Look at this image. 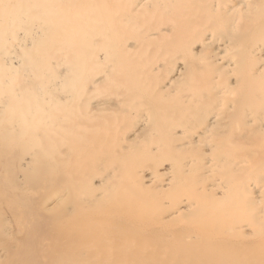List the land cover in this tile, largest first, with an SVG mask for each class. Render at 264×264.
Masks as SVG:
<instances>
[{"label": "bare ground", "instance_id": "obj_1", "mask_svg": "<svg viewBox=\"0 0 264 264\" xmlns=\"http://www.w3.org/2000/svg\"><path fill=\"white\" fill-rule=\"evenodd\" d=\"M199 2L198 5H193L192 0H0V8L6 10L0 17L1 26L3 24L0 29V161L3 160L1 156L9 155V148L16 144L22 147V153L14 167L22 172V180L25 178V172L31 176L33 174L29 170L32 171L34 168L37 170V167L40 169L38 174L42 172L43 176L34 185L36 193L32 192L30 199L35 198L39 191L51 188L54 185L51 180L56 171L68 164L67 155L58 151L64 146L81 144L82 147H78L81 149L76 153L77 159L81 157V151L104 147L105 144H110L114 148L120 147L118 150L138 147L146 148L147 152L156 151L154 148L156 145L153 147L151 141V138L155 139L153 137H159L161 133L157 131L159 128L155 129L156 123L155 127L152 125V121L156 122L153 120L156 112L154 108L151 109L153 111L149 109V104L146 106L148 109L145 106L141 108L137 106V101H141L139 99L142 98L141 94L145 95L147 88L148 91L149 88L153 90L152 85L155 84V89L160 90V93L174 95L176 92L177 94L172 97L174 99L177 95L181 97L180 101H172L171 106L174 108L170 109L172 111L161 107L167 117L171 116L173 120L179 117L178 121L180 118L182 120L189 117L187 121L190 127L196 124V127H192L190 131L192 133L189 136L190 140L184 141V136L189 132L186 131L185 135L180 136L185 132L180 127L186 128L187 123L183 124L186 127L179 126L181 122L178 123L175 119L176 123H173L168 119L172 125L169 121L170 125L164 127L163 132L169 136L170 142L168 139L166 141L164 139V142H169L167 144L173 149L174 157H176L174 151L195 149V153L197 152L196 156L188 155L191 157H186L188 160L178 165L180 172L182 171V175L179 172L178 176L173 170L174 165L178 164L173 159L178 161V157L172 159V155L171 159L174 163L171 159V163H160L159 166H156L159 163H155L154 166L140 163L141 165L128 167L125 171L118 166L112 169L108 176L87 175L67 179V183H72V193H77L76 195L79 196L80 205L67 207L66 202L71 198L70 194L55 192L53 201L40 208L49 216L47 227L44 226L40 232L42 237L50 240L48 243L32 242V234H30L33 229L32 224L22 214L16 215L17 232L22 236L14 239L9 232L2 235L0 264H22L28 257L27 248L34 245L45 249L46 254L42 256L41 262H49V264H264V213H260V209L264 212V170L260 172L263 173L261 176L259 172L255 174L260 176L257 177L258 179L246 175H241L237 179L233 177L236 171L248 172L250 167L252 173H255L253 165L248 166L255 157H251L250 160V155L241 153L245 157H240L239 160V151L236 153L238 149L241 152L247 150L248 153L253 149H244L245 146L234 148L233 145L236 147L235 143L240 144L244 137L253 132L264 134V118L259 117L257 120L250 115L251 119L248 118L247 114L244 117L239 115L242 108L248 107V105L243 107L242 102L247 104L250 100L256 103L254 99L257 96L264 99V86H260L258 82L259 74L264 73V0H201ZM155 18L161 20V23L158 21L160 24L153 27L151 25ZM245 28L250 31L245 34H249L247 36L250 37L254 35L255 38L251 51L244 49L246 52L244 53L252 58L251 64L249 66L246 64L247 59L242 60L246 62L245 64L241 63L247 65L243 66L244 68L241 66V69H248L245 70L248 75L245 71L241 72L238 67L239 75L234 73L230 77L225 74L230 77L229 83L227 80L226 84H221L217 82L222 79L220 76H223L224 72H221L222 74L219 72V79H216L218 81L207 83L213 84L211 89L214 98H218V107L217 101L212 98L215 102L211 100V103L216 107L209 103L211 105L208 104L209 107L214 110H209V113L202 110L203 114L206 112L208 114L198 119L195 113L201 112L200 108L209 107L208 105L207 108L201 107L207 95L204 96L202 92L204 89L197 85L204 83L200 80L205 79L203 75H208L204 72L210 70L199 71L203 73V77H200L201 73H197L200 78L196 79L198 81L195 85L193 67L211 65L217 67L219 71L228 69L235 72L237 65H240L237 58H240L243 49L240 44H234V40L230 38L235 39L234 36L242 34L240 31L243 32ZM171 34H176L177 38L179 35V41L182 39V34L184 37L190 36V39L194 34L197 39L192 36L195 41L191 39L194 42L189 41V44H186L188 42H179L174 38L178 45L179 43L185 45L184 47L179 45L180 51L173 50L172 47H170L172 50H169V45L165 48L161 43L162 39L166 37L168 39ZM220 34L225 39L219 36ZM241 41L242 39L236 43ZM158 42L160 45H157ZM237 51H240L239 55L236 54ZM160 55H163L164 60H158ZM210 72L211 74H208L212 78H207L213 80L215 77L213 73L216 71ZM241 73H244L243 76H240ZM155 74L158 75L156 78ZM198 75L194 76L198 77ZM152 78L156 79L155 84ZM255 79L256 81L259 79L256 87V84L252 83ZM111 85L112 87L117 85L119 89L123 86L127 91L120 93L115 87L120 95H105L104 89ZM211 89L206 93H211ZM233 89L235 93L239 89L242 92L240 94H243L239 101L242 108L237 106L236 109V112L239 110L240 116L237 120L248 119L246 122L242 121L245 133L241 132L244 135L251 132L244 136V139H239L240 142L235 143L227 136L230 134L233 138L236 136L235 133L240 132H233L232 135L231 131H237L233 129L235 121L231 119L229 122L232 124V130H230L231 126L227 127L228 132L230 130L231 133L226 134L224 131L225 121L234 113L232 109L236 108L234 103L239 98L233 100V97L226 104L223 101L231 97L232 93L236 96L240 95L239 91L238 94H234ZM101 91H103L102 96L98 95ZM251 91L255 96L254 99L253 96L250 97ZM147 95L152 94L150 95L149 91ZM165 97L162 100L164 102H166ZM176 102H180L181 106L177 104V108L181 110L175 109ZM239 102L236 104L238 105ZM255 103H249L251 104L249 108L254 107ZM260 103L264 102L260 100ZM262 105L260 104V107ZM258 106L254 108L257 110ZM252 109L249 110L251 115L261 111ZM245 110L248 111V108ZM108 112L112 114L116 125L119 124V129L123 124L120 125L116 119L125 118L130 126L127 123V128L123 132L113 131L111 130L114 129L113 127H106L109 125L106 123L108 120L104 118V121L106 120L104 125L102 118L103 128L100 129L97 127V122H100L98 118L105 117ZM244 112L247 113L243 110ZM202 113L198 115L202 116ZM167 117L161 118L166 124H168ZM13 120L17 124L23 122V126L19 129L21 141L8 140L7 135L12 130ZM36 120L39 121L34 123ZM102 124L99 126L102 127ZM113 124L116 126L115 123ZM237 124L240 125V122ZM159 127L161 128L162 125ZM93 131L96 136L91 135L94 138L89 140L85 134L90 135ZM215 132L220 134L224 132L229 141L224 140L227 142L223 143L214 140ZM242 133L238 135L241 136ZM260 134L257 133L258 136H261ZM221 137L226 139L224 135ZM254 137L252 136L253 140ZM83 138L89 141H83ZM262 140L260 138L263 143L260 145L263 148ZM245 143L251 144L249 141ZM252 145L253 148L256 146L253 150L256 152L257 145ZM232 147L233 150L235 149L232 153L238 156L234 155L235 159L231 154L232 157L228 156ZM158 148L160 149V146ZM163 149L161 153L164 152ZM139 151L143 150L139 149ZM261 151L258 152L259 155L264 152ZM170 152L171 149L168 154H172ZM254 152L251 156H254ZM178 154L177 156L182 159L186 156L185 153L184 157ZM150 155L152 158L155 154ZM260 156L255 159L262 160L263 157ZM145 157L147 156L142 158L146 160ZM72 160H76L74 155ZM259 160L254 161L259 163ZM49 163H54L56 169L45 170L44 166ZM12 165L0 163L1 168L8 170L12 169L9 167ZM189 173L198 178L196 180L190 176V180H195L192 181L195 184L192 182H190L192 185L188 184V180L187 183L183 182ZM175 176L182 178L181 181L185 185L193 186L192 189H195L193 195L184 190L185 185L184 187L181 185L180 191H186V195L172 199L167 197L168 200L162 202L159 195L168 193V190L172 189V184H178L173 181ZM179 179L175 181L179 182ZM181 181L179 183L183 184ZM177 186L180 188L179 184ZM10 189L12 187L0 186L2 193ZM226 196L233 199L231 198V201L226 199V203H223ZM222 207L226 210H222ZM226 207L231 209L228 210ZM255 208L260 211L258 214L257 211H253ZM72 212L76 215L74 221H72ZM188 214L194 215V218L186 220L184 216ZM244 251H249L252 256L249 259L241 258L243 256L238 258L239 253Z\"/></svg>", "mask_w": 264, "mask_h": 264}, {"label": "rangeland", "instance_id": "obj_2", "mask_svg": "<svg viewBox=\"0 0 264 264\" xmlns=\"http://www.w3.org/2000/svg\"><path fill=\"white\" fill-rule=\"evenodd\" d=\"M199 1H201V0H199ZM199 1H197V0H192V3H193V5H198V2ZM197 3V4H196ZM199 3H201V2H199ZM30 10V8L28 9V10H26L25 12L27 13L28 11ZM6 12V10H3V9H1L0 8V17H1V14H5V12ZM25 12H23V14L22 15H24V13ZM158 23H156L155 21ZM153 21H154V23H153V25H151V26H153V27H156V26H158L160 23H161V20H159L158 18H155ZM158 21H160V23L158 22ZM4 22V21H3ZM1 23L2 22H0V29H2V27H3V24H2V26H1ZM157 24V25H156ZM245 31H247L246 30V28L245 29H243V32H241L240 31V33H242V34H238L237 35V37L239 36V38L240 39H238L237 40V37L236 36H234L235 37V39L233 38H230L232 41L234 40V44H236V45H238V44H240L241 45V47H242V49H243V52H242V50H241V52L244 54H240V51L238 52V53H236V54H240L239 55V57L240 58H237V60H238V64L240 63V65H237V69L235 68V72H232L231 70H224V69H222L221 71H219L218 70V68L217 67H213V66H211L210 65V67H208L209 65H205V66H203V65H201V67H199V68H197L196 66H194L193 68H195V69H193V70H195L194 72L192 71V73H190V74H192L193 75V79L195 80V82L193 81V83H195V85H196V81H198L199 79L198 78H202L203 76L204 77H206L205 79L204 78H202V80H200V81H202V83L203 84H200L199 83V85H197L198 87H200L201 89H204L203 91L200 89V91H202L203 93H204V96L205 95H207V96H209L208 98H207V96H205V98L203 99V105L201 106V107H205V108H207V105L209 104V103H211L212 101L211 100H213L212 98H214L215 96H214V94L212 93V86L211 85H213V84H211L213 81H218V80H216L217 78L219 79V76H218V74H219V72L221 73V72H224V74H222L223 76H220V77H222V81L220 80V81H218L217 83H221V84H226L227 82L229 83V80H228V78H230L234 73V75H239V71L241 70V72H244L246 69H241L243 66H247V65H242L244 62L243 61H245L246 59V62H248V63H246V64H248V66L251 64V60H252V58H249V56H247L245 53V50L244 49H246V50H249V51H251L250 50V48H252L253 47V45L255 44V42H254V40H255V38H254V35L252 36L251 35V33H250V35L252 36V37H250V36H247V35H249V34H245V33H249L250 31H247V32H245ZM172 36H168V39H167V37L166 38H164V39H162L161 41H162V46L164 47L165 46V48H166V46L168 47V45H169V47H168V49L169 50H176L177 49V51H180L179 49H180V47H179V45H181V46H183V45H185V44H180L179 43V45L177 44L178 42H176V40H174V38L176 39L177 38V35L176 34H171ZM187 35V34H186ZM190 35V34H189ZM243 35V36H242ZM192 36H194V38H196L195 37V35L193 34V35H191V39L192 40H194L195 41V39L192 37ZM219 36H223V35H219ZM245 36H246V38H245ZM243 37H244V39H243ZM172 38V39H171ZM178 38H179V35H178ZM177 38V41H179V39ZM180 38H181V34H180ZM189 38V39H188ZM223 39H225V37L223 36L222 37ZM229 38H226V39H229ZM185 39H188V41H186ZM190 39V36L188 37V35L186 36V37H184V35L182 34V39H181V41H179V42H182L183 41V43H186V42H188V43H186V44H189V41H190V43H191V40ZM197 39V38H196ZM242 39V41H241V43H236V41L238 42H240V40ZM166 41H167V43H166ZM168 41H169V43L170 44H172V45H170L169 43H168ZM173 41H174V43H173ZM194 41H192V42H194ZM165 42V43H164ZM244 42V43H243ZM160 42H158L157 43V45H160L159 44ZM163 43H164V45H163ZM176 46V47H175ZM170 47H172V49L170 48ZM174 47V48H173ZM184 47V46H183ZM246 47V48H245ZM179 48V49H178ZM11 50V49H10ZM245 52V53H244ZM163 55H166V54H163ZM163 55H160V56H158L159 58H162V59H159L158 58V60L160 61V60H164V57H163ZM237 55V56H238ZM244 56V57H242V56ZM246 55V56H245ZM165 57H167V55L165 56ZM242 57V58H241ZM246 57V58H245ZM248 57V58H247ZM240 59V60H239ZM245 59V60H244ZM250 59V60H249ZM243 60V61H242ZM249 60V61H248ZM188 61V63H190V64H192V62L190 61V60H187ZM239 61H241V62H239ZM254 61V60H253ZM252 61V62H253ZM250 62V63H249ZM242 63V64H241ZM244 63V64H245ZM242 66V67H241ZM202 67H204V69L202 68ZM238 67L240 68V70L238 69ZM217 68V69H216ZM244 68V67H243ZM246 68V67H245ZM248 68V67H247ZM213 69V70H212ZM196 70L198 71V72H196ZM202 70V71H201ZM205 70H210V71H213V72H217V74H215V73H213V76L215 75V77L216 76H218V77H213V80L212 79H208L207 77H209V76H211L210 74H211V72L209 71V72H207V71H204ZM224 70V71H223ZM237 70H238V72L239 73H237ZM248 70V69H247ZM246 70V71H247ZM199 71H201V72H204V73H207V75L208 76H206V74H204L203 75V73H201V72H199ZM227 71V72H226ZM229 71H231V74H230V72ZM245 71V72H246ZM228 72H229V74H228ZM197 73H201V76L200 75H198ZM208 73H210V74H208ZM158 75L160 74V73H157ZM157 74H155L154 76H155V78H156V76H158ZM198 75V77L197 76H194V75ZM228 75V76H230V77H227L226 75ZM244 74V73H243ZM243 74L241 73V75L240 76H243ZM246 75H248L247 74V72L245 73ZM264 74V73H263ZM263 74H259V79H257V81L260 83H258L260 86H264V85H262V84H264L263 82H264V78H261L262 76H264ZM203 75V76H202ZM220 75V74H219ZM153 75H152V77H154ZM200 76V77H199ZM226 78H225V77ZM153 79L152 78V81H153V83L155 82V80L156 79ZM159 78V77H158ZM209 78H212V77H209ZM223 78L224 79H226L225 81L223 80ZM257 78V77H256ZM196 79H198V80H196ZM204 79V80H203ZM160 80V79H159ZM207 80V81H206ZM228 80V81H227ZM209 81H211V83H209L210 84V86H208L209 84H207ZM227 81V82H226ZM254 82H252V83H255L256 85H255V87L258 85L257 84V81H256V79L255 80H253ZM263 81V82H262ZM156 83H157V81H156ZM215 83V82H214ZM262 83V84H261ZM155 84V83H154ZM204 84H207L206 86L204 85ZM156 85V84H155ZM155 85H152V87H153V90H152V88H149L150 90V95L152 96V99H151V96H149V95H147V94H149V91H148V88H147V92L145 91L144 93H145V95H143V94H141L142 95V98L140 97L139 99L141 100L140 102L139 101H137L138 103H140V104H138L137 103V106L138 107H143V106H147V104H149L148 105V107H149V109L151 110V109H153L154 110V112H156V114L154 113V112H152V114L154 113L155 114V117L153 118V120H155L156 122H154V121H152V125H153V127H155V125L157 126V127H155V129L156 128H159V129H157V131L158 132H160L161 131V133H160V135H158L159 137H153V138H155V139H152L151 138V141H152V145H153V147L156 145V147H154L155 149H156V151L154 150V151H152V152H147V150H146V148H144V149H141V148H138V147H135L134 149L133 148H122L121 150L119 149L118 150V148H120V147H117V148H114V147H112L110 144L109 145H107V144H105V146L103 147H97V148H95V147H93V149L91 148L89 151H81V157L80 158H78L77 159V155H76V153H77V150L78 149H81V148H78V147H82V145L81 144H79V143H74V144H72V145H70V146H64V147H62V148H59L58 149V151H60V152H63V153H65V155H67V157L69 158L68 159V164L65 166V167H62V169L64 170H57L56 171V173H55V176H54V178L51 180L53 183H54V185L51 187V188H49L48 190L47 189H45V190H42V191H39L38 192V194H37V196L35 197V198H32V199H30L29 198V196H30V194H32V192H35V190H36V188L34 187V185L39 181V180H41L42 179V172H40L39 174H38V172H39V168L37 167V170H35V168L34 169H32V171L31 170H29L33 175H31V176H28V172H25V180L23 179L22 180V172L19 170V169H17L16 167H14V164H15V162H16V160L19 158V156H20V154L22 153V147L21 146H16V144L15 145H13L12 147H10L9 148V155H2L1 156V158L3 159L2 161H0V163H10V165H12V166H9V167H12V169H10V170H8V169H4V168H1L0 167V186L2 187L3 185H6L7 187H12V189H10V190H8L7 192H5V193H2V192H0V238L2 237V235L3 234H5V233H7V232H9V234L14 238V239H19V238H21V236H22V234H18V222H17V218H16V215L18 216V215H20V214H22V216L23 217H25V219H27V220H29V222L32 224V226H33V229H31V233L30 234H32L31 235V241L32 242H37V241H42V242H46V243H48V242H50V240L49 239H45L44 237H42L41 236V234H40V232H42V230L44 229V226L45 227H47V225L46 224H48V222H47V219H48V215L46 214V213H44L43 211H42V209H40L41 207H43L45 204L47 205V204H49L51 201H53V198H54V194H55V192L56 193H60V194H70V196H71V198L66 202V205H67V207H75V206H79L80 204L78 203L79 202V196L78 195H76L77 193H72V183H67V179H72V177H74V178H77V177H79V176H87V175H91V176H100V175H104V176H108L110 173H111V170L113 169H116V168H118V166H120V168L122 169V171H125L128 167H132V166H138V165H145V166H154L155 165V163L157 164V163H159V164H157L156 166H159L160 165V163L161 164H163V163H165V164H169V163H171V160L173 159V158H176V157H178V161H177V159L175 160V159H173L174 161H176L175 163H178V164H175L174 165V173H175V175L176 176H178V175H180V174H178L179 172H180V170L181 169H179L180 168V166H178L181 162H184V161H187L188 159V157H191L192 155H194V156H196V154H197V152L195 153V149L193 150L192 149V151H190V149H188V150H184V151H179V152H177V151H174V153H175V156L176 157H174V154H173V149L170 147V145L169 144H167V143H169L170 142V138H169V136L167 135L166 136V134H165V132H163L165 129H164V127H166V126H169L170 125V123H171V125H172V122L174 123L175 122V119H176V122H181V123H179L180 125L179 126H185L186 124L185 123H187V127H188V129H186V128H184V127H180V129L182 130V128H183V130L185 131L184 132V134H183V132L180 134V136H182V135H185L187 132H189L187 135H185L184 136V138H183V140L184 141H188V140H190L189 138H191V137H189V136H191L192 135V133L190 132L191 130H192V127L194 128V127H196V124L194 125V124H192V127H190V124H188V119H189V117H186V118H183L184 119V121H183V119L181 120V118H180V120L178 121V119H179V117H177V118H175L174 120L171 118V116H168L167 117V115H165L164 113L165 112H163L162 111V108L164 109H166V110H168V111H172V110H170V109H174L173 108V106H171V104L176 100H178V101H180V99H181V97H179L178 95H177V99L175 98H173L172 97V95H173V93H172V95H170L169 93H168V95L167 94H163V93H160L161 91L159 90H156L155 89ZM201 85V86H200ZM205 87H204V86ZM252 85V84H251ZM110 87H112V85L111 86H108V87H106L105 89H104V94L105 95H110V96H114V95H120V93L121 92H123V91H127L123 86H120L121 88H123V89H119L118 88V86L116 85V86H113L112 87V90H111V88ZM115 87H117L118 89H119V92L120 93H118V89L117 88H115ZM115 88V89H114ZM157 89H158V87H157ZM211 89V93H209V92H207L206 93V91H208V90H210ZM107 92H106V91ZM114 90H115V93H114ZM122 90V91H121ZM152 90V91H151ZM238 91H239V94L240 93H242L239 89H237ZM243 90V89H242ZM157 91V92H156ZM238 91H236V93L234 92V89H233V92H234V94H238L237 92ZM103 91H101V92H99L100 94H98V95H101L102 96V93ZM117 92V93H116ZM152 92H155L154 94L152 93ZM201 92V93H202ZM108 93V94H107ZM209 93V94H208ZM250 93H252V91L250 92ZM103 94V95H104ZM113 94V95H112ZM163 94V95H162ZM177 93L175 92V94L173 95V96H175ZM104 95V96H105ZM141 95H139V96H141ZM155 95V96H154ZM160 95V96H159ZM167 95V97H165ZM243 95V94H242ZM241 94L239 95V96H236V95H233V93H232V96L231 97H228L227 99H226V101H225V99H224V101H223V103H225L226 104V102L228 101V100H230L231 98H233V100H235L236 98H239V99H237V100H235L236 101V103H238L239 101H240V98H241V96H242ZM146 96H148V98H146V99H149L148 101H145L146 99H145V97ZM159 96V97H158ZM169 96V97H168ZM181 96V95H180ZM253 96V97H252ZM143 97H144V99H143ZM165 97V101L166 102H164V101H162L163 100V98ZM250 97H252L253 99L255 98V96H254V94L252 93V95H250ZM250 97H249V99H250ZM260 97V98H259ZM257 96V98H255L254 100L256 101V103L254 102V101H251L250 102V100L248 101L249 103H252L253 102V104L255 103V106L257 107L258 105L257 104H259L260 103V100L262 101V102H264V99L262 100V98H261V96ZM262 97H263V95H262ZM158 99V100H157ZM169 101H168V100ZM210 101H209V100ZM216 101L218 100V98L216 97V98H214ZM257 99H258V101H257ZM208 100V101H207ZM215 100H213V102H215ZM232 100V101H233ZM146 103H145V102ZM154 101L156 102V103H154ZM173 101V102H172ZM208 103H207V102ZM235 101H233V102H235ZM144 103V105H143V103ZM158 102V103H157ZM160 102V103H159ZM168 102V103H167ZM206 102V105L204 104ZM247 102V104L246 103H244V102H242V104H244L243 105V107H246V105H248V107H246V108H242L241 106H242V104L239 102V104L237 105L236 103H234V105H236L235 107V109L233 108L232 109V111L234 112V113H232V111H230L231 113H232V115H228V113L227 112H225L226 113V115L227 116H229L228 118H227V120L232 116V117H234V119L231 117L230 118V120H226L225 122H226V125H228L229 124V122H231V119L233 120V121H235V123L233 124V126L235 125V128L233 127V129H236L237 131H231L232 132V135H234V133L235 132H239V133H235V135L236 136H233V138L230 136V134L229 135H227L228 136V138L230 137L231 139H232V141H233V143H235V142H240L239 141V139L241 140V139H244V140H242L241 142H240V144L239 143H235L236 144V147L233 145V147L234 148H238V147H240L241 148V146L243 147V146H245L244 147V149H249V150H254V148H256V146L253 148V145L252 144H256L257 145V148H258V150L256 149V152H254L253 150L250 152V153H248V151L247 150H245L244 152L242 151H240V149H238V150H236V153H237V151H239V153H238V156H237V154H235V153H232V150H233V147L231 148V151H230V149H228V151H230L228 154V156L230 157L231 155L234 157V159H235V156H237L238 158H243V157H245V156H243V155H241V153L242 154H244V155H250V157H249V159L250 160H252L251 159V157H255V158H257V157H259L261 154L263 155V150H264V147L262 148L261 147V145L263 144V143H261V141H260V138L261 139H263L262 140V142H264V138H262L263 136H264V134H260V132H253V133H251V132H247V134H243V133H245L244 132V122H242V121H244L245 120V122H246V120H248V119H240V121H238L239 119L238 118H240V116L241 117H244V116H246L245 114H247L248 116V118H250L251 119V117H255L257 120H258V118L260 117V119H262V118H264V113L262 112V107L264 106V103H260V104H263L262 105V107H260V104H259V106H258V108H257V110L252 106V108H254V110L252 109V108H249V107H251V104H249ZM258 102V103H257ZM154 103V104H153ZM180 102H176V103H174V104H176V106H175V109H177V111L178 110H181V108H180V104H179ZM177 104L178 105H180L179 106V108L180 109H178L177 108ZM212 104V106H213V103H211ZM218 104V101H217V103H216V105ZM225 104H223V105H225ZM141 105V106H140ZM155 105H156V107H155ZM166 105V106H165ZM169 105V106H168ZM173 105V104H172ZM210 105V104H209ZM209 105H208V107H209ZM216 105H214L213 107H216ZM250 105V106H249ZM160 106V107H159ZM171 106V107H170ZM211 106V105H210ZM237 106H239V107H241L244 111H246L247 113H243V110H241V114H239L238 115V111L236 112V109H237ZM144 107V109H146ZM162 107V108H161ZM167 107H170V108H167ZM217 107H218V105H217ZM225 107V106H224ZM223 107V108H224ZM238 107V108H239ZM260 107V108H259ZM210 108V107H209ZM204 109V108H200L199 110H201V112L200 111H198L197 113H195L196 114V117L199 119H202V117H204V115L205 114H208L210 111L209 110H211V111H213L214 110V108H213V110H212V107L210 108V109ZM248 108V111L247 110H245V109H247ZM264 108V107H263ZM148 109V108H147ZM157 109H160L159 110V112L158 111H156ZM250 109H252L253 111H258V109H260L261 111H258V112H256L255 114L256 115H251V113H249V110ZM153 110H151V111H153ZM166 110H164V111H166ZM202 110H206L207 112L206 113H202L203 111ZM185 111H187V110H185ZM251 111V110H250ZM167 112V111H166ZM205 112V111H204ZM230 112H229V114H230ZM109 113V112H108ZM187 113V112H186ZM188 113H190V112H188ZM202 113V116L201 115H198V114H201ZM249 113V114H248ZM254 113V112H253ZM258 113H260L259 114V116H257L258 115ZM262 113V114H261ZM185 114V113H184ZM194 114V113H193ZM195 114L194 115H192L193 117L195 116ZM233 114H235V115H233ZM114 115V114H113ZM127 115V114H126ZM125 115V116H126ZM157 115V116H156ZM162 116V117H158V116ZM163 115H164V117H167L166 118V121L168 120V119H171V121L170 120H168L167 121V123L168 124H166V122H165V120H163V119H165L164 117H163ZM238 117H237V116ZM251 117H250V116ZM102 116V115H101ZM105 117H101L100 119L98 118V120H100V122L98 121L97 123H98V125H97V127H99L100 129L101 128H103V121H104V118H106L108 121H106V123H108L109 125H106L105 124V121H104V125H106V127H113L114 129H111V130H113V131H116V130H120V132H123L124 130H126V124L129 122V121H127V119H116V121H118V122H120V125L121 124H123L122 126H120V129H119V124H117L116 125V122H115V119L114 118H112V114L111 113H109L108 115L107 114H105L104 115ZM109 116V117H108ZM180 116V115H179ZM192 116L190 117L191 119H192ZM237 118H236V117ZM257 116V117H256ZM108 117V118H107ZM157 117V118H156ZM253 117V118H254ZM103 118V119H102ZM160 118V119H159ZM161 118H163L162 120L164 121V123L163 124H165V126L162 124V120H161ZM196 118V119H197ZM252 118V119H253ZM103 121H102V120ZM238 119V120H237ZM256 119H254V120H256ZM259 119V120H260ZM160 121V123H158V121ZM188 120V121H187ZM193 120H194V118H193ZM39 120H36L34 123H36V122H38ZM121 121H122V123H121ZM126 121V122H125ZM169 121H170V123H169ZM182 121H183V123H182ZM102 122V123H101ZM112 122V123H111ZM175 122V123H176ZM239 123L240 122V125H238L237 123ZM113 123H115V125L116 126H114V124ZM154 123V124H153ZM156 123V124H155ZM177 123V124H178ZM228 123V124H227ZM99 124L101 125L102 124V127L101 126H99ZM129 124V123H128ZM182 124V125H181ZM183 124H185V125H183ZM125 125V126H124ZM162 125V127L160 128L159 126H161ZM194 125V126H193ZM225 125V127L226 128H224L225 130V133L227 134V132H228V128L230 127V130H232V124H229L228 126H226ZM21 126H23V122H21V123H19V124H17L14 120H13V122H11V127H12V130H11V132L9 133V135H7V137L9 138L8 140H16L17 139V141L19 140V141H21V135H20V131H19V129L21 128ZM128 126H130V124L128 125ZM238 126V128H236ZM105 127V126H104ZM228 127V128H227ZM117 128V129H116ZM190 128V129H189ZM227 129V130H226ZM242 129V130H241ZM122 130V131H121ZM230 130H229V132H230ZM37 131H38V129H37ZM118 131H117V133H118ZM187 131V132H186ZM243 133H242V132ZM99 132V131H98ZM98 132H96V133H98ZM119 132V133H120ZM163 132V133H162ZM228 132V133H229ZM230 132V133H231ZM234 132V133H233ZM91 134L90 135H88L89 133H87V135L85 134V136H87L88 138H89V140H90V138L92 139V138H94L95 136H96V134H95V131H93V132H90ZM224 132L222 133V134H220L219 132H215L214 133V135L216 136H214L213 137V139L214 140H216V141H221V142H227V141H229V139L227 140V136H225L226 134H225ZM240 133H242L243 134V136H242V134H241V136H239L240 135ZM252 135H251V134ZM256 133V135H257V133L258 134H260L261 136H256V135H254ZM191 134V135H190ZM239 134V135H238ZM248 134H250L251 135V139L249 140V136L250 135H248ZM94 136V137H92V136ZM163 135V136H162ZM219 135V136H218ZM224 135V137L226 138V139H223L221 136H223ZM248 135V136H247ZM91 136V137H90ZM118 136V135H117ZM239 136V138H237ZM244 136H247V137H244ZM252 136L254 137V140H253V138H252ZM84 137V136H83ZM163 137H165V138H163ZM168 137V138H167ZM187 137H188V139H187ZM218 137H221V138H218ZM244 137V138H243ZM260 137V138H259ZM160 138H162L160 141L158 140V139H160ZM247 138V139H246ZM164 139H165V141H166V139H168V141H167V143H165L164 142ZM180 139L182 140V137H180ZM185 139H187V140H185ZM86 141V142H88L87 141V138L85 139V138H83V141ZM224 140H227V141H224ZM238 140V141H237ZM251 140H253V141H251ZM151 141H150V143H151ZM243 141H245V142H248L249 141V143L251 142V144H248V143H245V142H243ZM159 142H161V143H159ZM244 144H243V143ZM259 142V143H258ZM166 145H164V144ZM260 143H261V145H260ZM160 144V145H159ZM239 144V145H238ZM162 145V146H161ZM247 145H252L251 147H246ZM258 145H260V146H258ZM109 146H111V147H109ZM160 146V149L158 148ZM162 147V148H161ZM163 147H164V149H163ZM165 147H170V149H171V152H172V154H168V152H169V150L170 149H168V148H166L165 149ZM259 147H261V149H262V151H261V149L259 148ZM94 148H95V150H94ZM114 148V149H113ZM136 148H137V150L139 151V149L140 150H143V151H137L136 150ZM143 148V147H142ZM252 148V149H251ZM128 150V151H126V150ZM161 149H163L162 151H164V152H162L161 153ZM243 149V148H242ZM241 149V150H242ZM243 149V150H244ZM260 149V150H259ZM125 150V151H124ZM145 150V151H144ZM160 151V152H157V151ZM235 150V149H234ZM233 150V151H234ZM194 151V152H193ZM259 151H261V152H263V153H261L260 155H259ZM147 152V153H146ZM154 152V153H153ZM157 152V153H156ZM165 152H166V154H165ZM170 152V153H171ZM179 153L178 155H180V154H182V157H184L185 155V160H184V158L182 159L181 157H179V156H177V153ZM183 152V153H182ZM247 152V154H245ZM254 152V156H251L252 155V153ZM259 152V153H258ZM141 153V154H140ZM144 153V155L142 156V154ZM155 154V155H153L152 156V158L155 156V158H150L151 157V155L150 154ZM184 153H185V155H184ZM195 153V154H194ZM255 153H258L257 155L255 154ZM164 154H165V156H164ZM231 154V155H230ZM72 155H74L75 157H76V160H72ZM170 157H168V156ZM173 155V157H172V159H171V156ZM184 155V156H183ZM188 155H191V156H188ZM235 155V156H234ZM261 155V156H262ZM140 156V158H138ZM144 156H147V157H145V159L146 160H144V158H142V157H144ZM168 157V160L166 161L165 159ZM181 156V155H180ZM193 156V157H194ZM231 156V157H232ZM260 156V158H264V155L261 157ZM165 157V158H164ZM187 157V158H186ZM192 157V158H193ZM236 157V160L238 159ZM150 158V159H149ZM163 158V159H162ZM241 158L239 159V160H241ZM248 158V157H247ZM246 158V159H247ZM255 158H253V161H251V162H253V163H255V164H252L251 162H249V164H251V165H248V162H247V165L248 166H252L253 168H255L254 169V172L255 173H252V171L253 170H250L251 169V167H250V169L249 170H247L248 172H246V170H245V172H244V170H242V171H239V172H243V173H239L238 171H236L238 174H236V172L235 173H233V177L235 178V179H237V177H241V175L242 176H244V175H246V176H250V177H255V179H258L260 176H261V174L263 175V173H264V171H263V173H260V172H262V170H264V159L262 158V160H263V162H261L262 160H259V158L258 159H255ZM147 159H148V161H147ZM171 159V160H170ZM180 159V160H179ZM187 159V160H186ZM231 159H233V158H231ZM140 160H141V162H140ZM144 162H143V161ZM151 160V161H150ZM154 160H156V162L154 161ZM170 160V161H169ZM172 160V161H173ZM248 160V159H247ZM254 160H259V163H257V161H254ZM147 161V162H146ZM154 161V162H153ZM164 161H166V162H164ZM174 161H173V163H174ZM82 163H84V164H82ZM141 163V164H140ZM261 163V164H260ZM257 164V165H256ZM260 164V165H259ZM247 166V167H248ZM256 166H257V168H256ZM258 167H259V169L262 167L263 169H258ZM59 168H61V165L59 166ZM44 169L46 170H52V169H56L55 168V164L54 163H49V164H46L45 166H44ZM248 169V168H247ZM41 170H42V168H41ZM251 172V173H250ZM258 172H259V175L260 176H257V175H255V174H258ZM181 173V175H182V171L180 172ZM247 173H249V175H247ZM34 174H36V175H34ZM192 173H189V174H187V176H185L186 178H184V181L183 182H185V183H187V180H188V184H191L190 182H192V181H195V180H190V176H192V177H194L196 180L198 179V178H196L195 176H193V175H191ZM252 175V176H251ZM176 176H175V180H178L180 177H177L176 178ZM258 177V178H257ZM194 178H192V179H194ZM238 178V179H239ZM181 179L182 178H180L179 180L181 181ZM175 180H173L174 182H177L179 185H180V188H179V186H177L176 185V183H174V184H172L173 186H172V189L171 190H168V193L166 192V193H158V195L160 196V198H161V201L163 202V201H166V200H168L167 199V197H169L170 199H172L173 197H179V196H181V195H186L187 194V192L189 193V194H192L193 195V193L192 192H194V190L195 189H192L193 188V186L192 187H189L188 186V184H184L182 181H181V183H183V184H180L178 181H175ZM199 181V180H198ZM198 181H196V184H198ZM193 184H195V182H192ZM181 185H183V187H184V185H185V189L184 190H186L185 192H183V191H180V190H182V187H181ZM192 185V184H191ZM189 187V191L187 190V188ZM194 187H196V185L194 186ZM190 189H192L191 191H190ZM36 193V192H35ZM186 193V194H185ZM227 197V196H226ZM224 198L223 199V201H225V202H223V203H226V199H228V201H231L232 199L230 198V197H227V198ZM38 199V200H37ZM230 199V200H229ZM228 201H227V203H228ZM259 207H261V206H259ZM258 207V208H259ZM226 208H228V210H230L231 208L230 207H226ZM258 208H255V209H253V211H257V209ZM226 210L225 209V207H222V210ZM227 210V211H228ZM247 210V209H246ZM264 210V209H263ZM261 211V212H260ZM260 211L258 210L257 212H256V214H258L259 212L260 213H264L261 209H260ZM57 214V213H56ZM244 214H246L245 212H244ZM247 216V215H246ZM186 217V218H185ZM184 218L186 219V220H191V219H193L194 218V215H192V214H188L187 216H184ZM76 219V215H75V213L74 212H72V221H74ZM66 219H64V221H65ZM47 222V223H46ZM34 245V244H33ZM29 248V249H28ZM27 248V252H28V254H27V258H25V260L23 261V263L22 264H49V262H47V263H42L41 261H42V256H44L46 253H45V249H43V248H39L38 246H36V245H34V246H31V247H28ZM45 253V254H44ZM239 255L240 256H238V258H240L241 256H243V257H241V258H245V259H249V257H251L252 256V254L249 252V251H244V252H241V253H239Z\"/></svg>", "mask_w": 264, "mask_h": 264}]
</instances>
